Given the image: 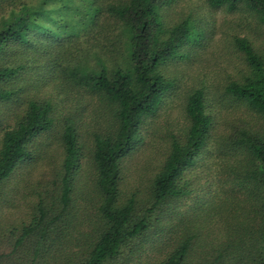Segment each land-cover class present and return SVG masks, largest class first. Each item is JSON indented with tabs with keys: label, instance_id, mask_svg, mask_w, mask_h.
I'll use <instances>...</instances> for the list:
<instances>
[{
	"label": "trees",
	"instance_id": "trees-1",
	"mask_svg": "<svg viewBox=\"0 0 264 264\" xmlns=\"http://www.w3.org/2000/svg\"><path fill=\"white\" fill-rule=\"evenodd\" d=\"M171 1L0 0V264H264V0H199L221 48L161 115Z\"/></svg>",
	"mask_w": 264,
	"mask_h": 264
},
{
	"label": "rangeland",
	"instance_id": "rangeland-1",
	"mask_svg": "<svg viewBox=\"0 0 264 264\" xmlns=\"http://www.w3.org/2000/svg\"><path fill=\"white\" fill-rule=\"evenodd\" d=\"M200 5H201V3H200L199 0L197 2H196V0H172L167 6H165L163 8V9L166 8L165 10L162 9L163 13H162V10H161V16L162 17L169 16L170 12H176L177 16L181 17L183 15L181 13L182 12L183 13L186 12V14L189 15L188 18L193 20L198 27L203 29V34H202L200 40L197 43L193 42V45H189L187 47V49H185V50H188V52H184L185 56H183L181 58L180 57L169 58V59L165 60L159 66L161 72L163 74H165L167 77L170 76L169 78L172 79V83H173L172 84V92L169 91L168 93H164L163 98L161 99V103L157 106V108L159 109V113L161 115H163V112L166 111V108H169V110L166 111L167 113L175 114L178 111L179 99L176 96L177 95L176 91H178L179 88L181 87V85L183 84L181 82V79L178 77V75L182 76L181 74L185 75L186 73H189V72L192 73V71L194 69H196V67H195L196 65H197V69L198 70H200L202 68L198 73H200V74L205 73L207 70H209L211 68L210 62L212 61V56L214 55L212 53V51L213 50L217 51L219 48H221V45H218V44L208 47L210 42L212 40L216 39V37L219 35V33L216 31L215 33L212 34L213 36H211L209 34V32L206 29L203 28V26L205 24H206L205 26L209 25L210 14H209V10H206V9L203 10ZM223 13L224 12L220 11V9L216 11L215 23H218L220 21V19L222 18ZM202 22H205V23L203 24ZM200 23H202V24H200ZM215 26H218V24H216ZM209 36H211V37H209ZM172 75L177 76V78L171 77ZM191 76H192L191 80L195 83L196 74L195 75H191ZM48 85H52L53 86L54 82H49ZM47 87L49 88L50 86H46V87H44V89L47 88ZM54 100H56V98H54ZM54 104H55V102H54ZM169 104H171V105L177 104L178 107L176 105H174L173 108H170ZM72 108L73 107H71V109ZM61 109L64 110L63 108H61ZM71 111L72 110H69V112H71ZM174 118H177V116H175ZM33 147H36V146L33 145ZM57 148H54L52 145H50L49 148L46 149V153L41 156L42 159L46 160L47 166H50V165L54 164L55 158L52 155L55 154L54 151H58ZM136 148H138V146H136ZM144 150L145 149H142L141 153ZM139 152H140V149H136V152L134 153V156L137 153H139ZM141 158L142 159L140 160L139 165L143 161V157H141ZM22 162L27 164L26 163L27 161H22ZM28 162L32 163L31 160H29ZM119 167H120V163H119ZM133 167H135V166H133ZM126 169H127V161L126 160H122L121 167H120V173L125 172ZM135 169H136V167H135ZM138 170H140V168H138ZM193 174L194 175H192L191 178H195L196 179L197 176L199 175V172H197V173L194 172ZM123 176L125 177L124 174H123ZM142 176H143V179L146 178V174L142 175ZM195 179L193 181L194 183H196V180H197V179L196 180ZM126 183L127 182H124V185ZM125 190H127L126 187L124 188V191ZM12 209H14V208H12ZM15 209H14L13 213L17 214L18 211H17V209L16 210ZM160 226H161V224L156 223L155 225H153L152 230H156ZM142 252H144V251H141V253Z\"/></svg>",
	"mask_w": 264,
	"mask_h": 264
}]
</instances>
